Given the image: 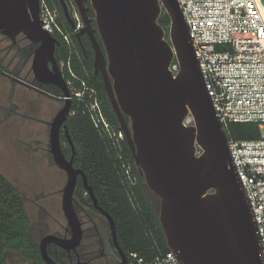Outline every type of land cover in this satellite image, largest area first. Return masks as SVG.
Listing matches in <instances>:
<instances>
[{
	"label": "water",
	"instance_id": "1",
	"mask_svg": "<svg viewBox=\"0 0 264 264\" xmlns=\"http://www.w3.org/2000/svg\"><path fill=\"white\" fill-rule=\"evenodd\" d=\"M84 26L75 32L83 52L86 34L94 49V71L101 74L110 103L124 131L132 158L149 189L159 197V219L168 246L182 264H264L261 239L229 149V136L217 115L201 71L189 26L178 0H91L101 42L85 0H74ZM72 29L76 20L67 0H60ZM264 14V0H258ZM41 0H0V34L16 41L23 34L38 44L31 69L35 80H17L63 101L49 122V147L57 166L67 173L64 214L73 237L46 235L40 242L48 264H62L48 244L76 248L84 229L75 207L79 177L94 208L109 222L122 264L129 259L117 237L114 217L104 209L83 169L75 164V146L67 120L72 93L56 58L60 40L43 29ZM170 16L169 37L158 22ZM177 60L178 69H173ZM44 85H55L60 95ZM130 118V122L127 119ZM192 116L193 121L187 120ZM62 134L72 154L63 150ZM68 264H89L79 259Z\"/></svg>",
	"mask_w": 264,
	"mask_h": 264
},
{
	"label": "built area",
	"instance_id": "2",
	"mask_svg": "<svg viewBox=\"0 0 264 264\" xmlns=\"http://www.w3.org/2000/svg\"><path fill=\"white\" fill-rule=\"evenodd\" d=\"M178 1L190 29L206 89L225 129L232 123H255L261 131L259 138H229L228 144L254 212L264 260V14L258 0ZM71 6L75 33L84 22L74 1ZM40 18L43 29L72 43L71 32L58 21V8L48 0H41ZM60 66L64 74L68 69L72 76L66 79L72 100L90 116L115 150L125 181L132 190L139 178L132 162L125 157L124 131L116 128L104 112L96 88L84 80L81 86L76 85L79 77L72 70L70 60ZM173 69L178 67L173 65ZM3 72L20 79L8 69ZM77 108H71L70 115ZM129 257L135 264H182L172 250L149 259L138 252H130Z\"/></svg>",
	"mask_w": 264,
	"mask_h": 264
},
{
	"label": "trees",
	"instance_id": "3",
	"mask_svg": "<svg viewBox=\"0 0 264 264\" xmlns=\"http://www.w3.org/2000/svg\"><path fill=\"white\" fill-rule=\"evenodd\" d=\"M48 1L58 8L59 23L72 34L71 44L56 35L61 42L55 52L58 62L66 63L70 60L72 70L79 77L76 85L81 86L84 80L89 86L96 88L104 112L115 127H119L103 77L94 71V49L91 42L83 39L87 49L85 54L65 16L60 0ZM158 22L166 30V37H169L171 20L167 11H162ZM173 65L178 67L176 59ZM4 69L5 66L0 62V74ZM69 77L72 76L67 69L65 78ZM50 90L57 95L61 94L56 87ZM77 107L76 100H73L72 108ZM127 119L130 122L128 116ZM67 125L76 150L75 164L85 172L100 205L114 217L118 241L129 259V264H135L129 257L130 252H138L149 259L170 251L159 219V197L149 189L144 176L139 172L127 140L123 141L125 157L132 162L139 178L132 190L125 181L115 150L95 127L90 116L77 108L75 114L69 115ZM227 133L229 138L237 139H256L261 136L259 125L255 123H232L227 128ZM62 144L65 154L71 155L72 149L65 135L62 136ZM75 196L87 210L98 212L81 178ZM109 241L112 243L111 234ZM9 251H17L32 264H47L42 257L40 243L32 226L26 197L18 186L0 171V264H8Z\"/></svg>",
	"mask_w": 264,
	"mask_h": 264
},
{
	"label": "rangeland",
	"instance_id": "4",
	"mask_svg": "<svg viewBox=\"0 0 264 264\" xmlns=\"http://www.w3.org/2000/svg\"><path fill=\"white\" fill-rule=\"evenodd\" d=\"M10 58L3 63L16 70L18 59ZM57 100L16 84L11 77L0 76V171L26 197L39 241L47 231H63L67 223L62 196L68 176L49 152V122L63 104ZM187 121L191 123L192 116ZM91 216L102 230L109 259L118 262L119 255L109 243L108 220L95 211ZM7 260L8 264H32L17 251H9Z\"/></svg>",
	"mask_w": 264,
	"mask_h": 264
},
{
	"label": "flooded vegetation",
	"instance_id": "5",
	"mask_svg": "<svg viewBox=\"0 0 264 264\" xmlns=\"http://www.w3.org/2000/svg\"><path fill=\"white\" fill-rule=\"evenodd\" d=\"M73 1L74 0H67L71 11L73 9L71 6V2H73ZM85 5H86V7L90 8L88 11V15L94 19L92 22V25L96 29L95 34H96L97 38L99 39V41L101 42L102 46L104 47L99 29H98L97 21H96V12H95L94 8L92 7L91 0H85ZM82 38L87 40V41H90L89 37L86 34H84L82 36ZM2 43H5V46H2ZM37 47H38V44H34V43L30 42L23 34H19L17 36L16 41H13V40L9 39L7 36L0 34V56H1V59L4 62V60H7V58L10 55H11V58H10L11 61H13L14 59H18V65H17L18 71L17 72H19V74H17V76L21 80L25 81V83H31L35 80L33 71L31 69V64H32V57H33L34 51ZM2 65H4V63H2ZM13 81L16 84H21L17 80L13 79ZM21 85L26 86L24 84H21ZM26 87H28V86H26ZM54 87H56V86L55 85H44V88L47 90H50L51 88H54ZM56 89H58V88L56 87ZM50 92L57 95L52 90H50ZM48 97L58 98V97H52V96H48ZM63 135L64 134H62V136ZM49 152H50V147H49ZM50 155L52 156L51 152H50ZM68 156H70V155H68ZM79 178H81V177H79ZM77 186H78V184H77ZM76 189H77V187H76ZM75 192H76V190H75ZM74 201H75V207L77 209L79 218L82 222V227L84 229V233H83L81 243L76 248H71L69 250L55 244L54 242L49 243L48 244V250H49V254L52 256V258H54L56 261H58L59 263H62V264H68L71 262H76L79 259L87 261L89 264H122L120 256H119V261L118 262L115 261L116 263H114V262L112 263L111 260L109 259V254L107 251L106 243H105L103 236H102V230L99 227V224L95 223L93 217L91 216V213L93 211L87 210L85 207H83V205L78 201L76 196H75ZM62 229H63V231H60V230L47 231L41 237V240L46 235H49V234H57L58 236L64 237L66 239H69V238L71 239L73 237L74 231H73L72 227L69 225L68 220H67L66 224H63ZM110 234H111V232H110ZM41 240L40 241L38 240L39 243L41 242ZM109 243H110V246L113 247V249H114L115 246H114V244L112 245L113 241H112V243L109 241ZM117 254H118V252H117Z\"/></svg>",
	"mask_w": 264,
	"mask_h": 264
},
{
	"label": "crops",
	"instance_id": "6",
	"mask_svg": "<svg viewBox=\"0 0 264 264\" xmlns=\"http://www.w3.org/2000/svg\"><path fill=\"white\" fill-rule=\"evenodd\" d=\"M0 62L3 63V60L1 59V56H0ZM4 65H5V64H4ZM5 68L8 69V70H10V71H11L13 74H15V75L19 74V72H17V71H18L17 68H16V70H15V69H13V68H9L8 65H5ZM0 76L9 77V75H7V74L4 73V72H2V73L0 74ZM14 83H15V82H14ZM22 86H23V85H22ZM24 87H26V86H24ZM26 88H27V89H30V90H33L35 93L38 92V91H36V90H34V89H32V88H29V87H26ZM38 93L41 94V95H44V94H42V93H40V92H38ZM44 96H46V95H44ZM57 99L59 100V98H55V100H57ZM58 100H57V101H58ZM61 107H62V106H61ZM59 109H60V108H59ZM59 109H58V110H59ZM58 110H57V112H58ZM57 112H56V113H57ZM56 113H55V115H56ZM55 115H54V116H55ZM52 119H53V118H52Z\"/></svg>",
	"mask_w": 264,
	"mask_h": 264
}]
</instances>
